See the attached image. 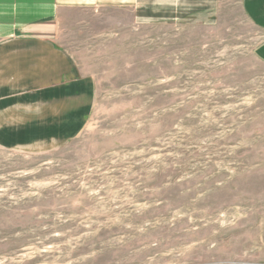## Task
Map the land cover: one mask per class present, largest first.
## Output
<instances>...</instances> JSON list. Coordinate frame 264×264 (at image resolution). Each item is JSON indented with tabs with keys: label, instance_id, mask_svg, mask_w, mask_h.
Listing matches in <instances>:
<instances>
[{
	"label": "rangeland",
	"instance_id": "1",
	"mask_svg": "<svg viewBox=\"0 0 264 264\" xmlns=\"http://www.w3.org/2000/svg\"><path fill=\"white\" fill-rule=\"evenodd\" d=\"M60 20L92 93L0 143V264H264L262 34L240 0L207 25Z\"/></svg>",
	"mask_w": 264,
	"mask_h": 264
},
{
	"label": "crops",
	"instance_id": "2",
	"mask_svg": "<svg viewBox=\"0 0 264 264\" xmlns=\"http://www.w3.org/2000/svg\"><path fill=\"white\" fill-rule=\"evenodd\" d=\"M219 4L220 0H0V143H15L23 127L37 128L39 119L63 112L64 101L76 94L71 87L81 85L76 97L92 93V84L79 76L72 54L58 41L63 10L109 6L131 12V21L139 25H207L214 23ZM240 5L262 34L252 52L264 63V0H240Z\"/></svg>",
	"mask_w": 264,
	"mask_h": 264
}]
</instances>
